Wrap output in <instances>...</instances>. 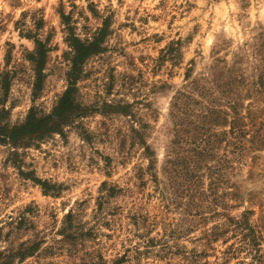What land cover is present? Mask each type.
Segmentation results:
<instances>
[{
  "label": "rangeland",
  "instance_id": "1",
  "mask_svg": "<svg viewBox=\"0 0 264 264\" xmlns=\"http://www.w3.org/2000/svg\"><path fill=\"white\" fill-rule=\"evenodd\" d=\"M101 28L74 113L0 140V264H264V0H0V125L51 114Z\"/></svg>",
  "mask_w": 264,
  "mask_h": 264
},
{
  "label": "trees",
  "instance_id": "2",
  "mask_svg": "<svg viewBox=\"0 0 264 264\" xmlns=\"http://www.w3.org/2000/svg\"><path fill=\"white\" fill-rule=\"evenodd\" d=\"M104 28H101L99 30V33H97V36H94L92 41L89 42H83L79 40L74 35H68V41L69 45L71 46V70L69 72V82L66 90L60 97L57 105L54 107L53 111L49 115H45L42 117H36L34 113H29L26 121L21 125H16L12 127H5L0 125V140L8 139L12 143H16L22 139L25 138H34V137H42L46 133L51 132L53 129H55L57 126H59L65 118H69L70 115L74 113V111L77 109L78 105L74 101V90H75V81L77 74L79 72V66L83 59L88 56L90 53L95 52L98 50L99 47V38L98 35L103 34ZM46 45L44 42H41L40 40H36V47L35 50L30 54V59L34 63V69H35V76H36V83L35 87H38L41 83L42 78V69H43V63L45 60V54H46ZM221 67V66H220ZM240 78H237L236 76H229L227 75L224 80L221 81V84H217L216 86H223L224 89L218 90L221 91L223 94L225 92L227 94H231L230 92H233V85H235L236 89H239V82ZM260 90L264 89V79L263 76L260 75L259 81L257 82ZM7 81L5 83L2 82L3 89H6ZM203 88L206 91H202L203 93H207L209 96L212 94V90L209 87L203 86ZM183 98L187 100L189 98L188 92H183ZM207 96V97H209ZM218 97L212 96L209 98V102L213 105V107H209L206 116L204 118L208 119H216L219 116H222L225 112L220 110L219 108L214 107V104L217 102ZM230 107L233 109L237 106H240L237 99L229 100L228 101ZM234 111V110H233ZM237 114V111L234 112ZM49 120H53L51 124H49ZM236 121V117L233 118V122ZM245 134V133H244ZM243 135V134H242ZM148 149V148H147ZM185 176L188 178L195 177V175L189 171H183ZM194 181V180H193Z\"/></svg>",
  "mask_w": 264,
  "mask_h": 264
}]
</instances>
